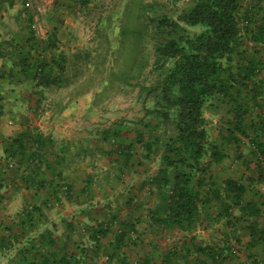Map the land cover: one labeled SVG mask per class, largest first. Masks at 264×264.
Segmentation results:
<instances>
[{
    "label": "crops",
    "instance_id": "0c3cea01",
    "mask_svg": "<svg viewBox=\"0 0 264 264\" xmlns=\"http://www.w3.org/2000/svg\"><path fill=\"white\" fill-rule=\"evenodd\" d=\"M55 1L0 0L1 162L18 135L25 133L28 145L14 152V166L0 179V264H264V239L255 232L264 228V191L248 140L245 160L232 149L210 169L222 190L230 177L247 186L246 207L227 213L214 198L191 227L169 228L155 221L164 203L150 182L162 151L150 159L142 141L154 135L152 121L116 111L98 98L101 87L72 98L63 93L70 83L35 86L13 63L34 23L41 25L38 40L47 41L57 25ZM259 5L264 14V0ZM68 39L61 36V49L47 58L69 59ZM213 102L207 118L221 109Z\"/></svg>",
    "mask_w": 264,
    "mask_h": 264
},
{
    "label": "trees",
    "instance_id": "16d2710c",
    "mask_svg": "<svg viewBox=\"0 0 264 264\" xmlns=\"http://www.w3.org/2000/svg\"><path fill=\"white\" fill-rule=\"evenodd\" d=\"M91 1L56 0L57 25L45 43L38 40L32 25L33 35L13 60L29 83L38 87L70 83L68 59L63 54L59 59H49L47 52L53 53L59 46L60 13L67 7L87 6ZM260 1L192 0L176 14L166 11L158 0L121 2L117 59L121 64L116 69L111 66L109 86L102 88L107 94L99 91L97 96L105 101L109 87L115 83L155 92L154 108L149 111L156 112L166 128L163 136L154 134L142 141L148 158L162 151L160 167L150 182L164 203L155 221L169 228L191 227L214 198L221 200L227 213L240 204L246 207L247 186L230 177L222 190L210 171L213 164L229 156V146L238 152L237 158L244 159L242 147L248 140L253 160L260 168L259 180H264V80L260 78L264 67L260 58L264 50V14L258 7ZM246 39L262 48L255 49ZM149 49L152 68L143 81ZM150 78L152 86H146ZM94 85L84 86L83 91ZM213 101L217 107L228 106V112L233 114L222 134L226 146L210 138L206 112L215 105ZM250 114L255 118L251 119ZM26 139L22 133L11 141L8 162L0 160V179L14 166V152L20 149L23 153L27 148ZM247 205L254 216L261 214L257 203L249 201ZM162 213L164 216H160ZM98 232L104 235L107 230ZM255 232L264 239L263 227L255 226Z\"/></svg>",
    "mask_w": 264,
    "mask_h": 264
},
{
    "label": "rangeland",
    "instance_id": "374dc122",
    "mask_svg": "<svg viewBox=\"0 0 264 264\" xmlns=\"http://www.w3.org/2000/svg\"><path fill=\"white\" fill-rule=\"evenodd\" d=\"M33 1L35 2V0ZM191 1L158 0L166 11L175 14L180 9L187 7ZM245 1L255 3L256 0ZM121 2L122 0H92L87 6L67 7L63 13H60L58 17V20H60L58 21V42L61 41V36L62 38L67 36L69 38L68 42L64 43L63 46H66L69 52L72 53L66 65L71 77V87L63 91L66 95L76 98L78 93L82 94L84 92V86L89 88L90 85L94 84L96 86L94 85L93 88L101 87V91L106 87L108 88L107 82L110 77L111 66L116 69L121 64L117 61L118 58L120 59L118 44L120 42V23L123 9V3ZM60 49V46H58L55 52ZM147 54L149 60L146 63L145 74L141 78L143 81L149 75V70L152 68L151 63L153 62L151 49ZM103 78H107V80L104 82ZM152 79L150 78L145 82L146 86H152ZM101 94L106 95L107 93L102 91ZM108 95L104 100L108 101L109 104L113 103L116 111L120 109L125 111L126 108L138 111L141 114L140 116H144L143 119L146 117L147 120L152 121L149 123L150 127L154 129L149 128V131L163 136L166 125L156 115V112L149 111L154 108L155 92H150L148 89L142 90L141 86L115 83L114 86L109 87ZM228 108L224 105L216 114H208L209 123L212 122L210 136L214 143L225 144L222 134L225 131L224 128L227 126L228 119L233 117V114L228 112ZM171 130L172 127L169 131ZM161 148L163 149L162 146ZM229 149L231 151L232 146H229Z\"/></svg>",
    "mask_w": 264,
    "mask_h": 264
},
{
    "label": "built area",
    "instance_id": "2783aa9c",
    "mask_svg": "<svg viewBox=\"0 0 264 264\" xmlns=\"http://www.w3.org/2000/svg\"><path fill=\"white\" fill-rule=\"evenodd\" d=\"M37 8L40 9V7H38V6H37ZM40 26H41L40 23H34V24H33L34 29H39ZM9 166L11 167L12 164H9ZM262 189H263V191H264V180L262 181ZM106 260H107V261H110V258H107Z\"/></svg>",
    "mask_w": 264,
    "mask_h": 264
}]
</instances>
